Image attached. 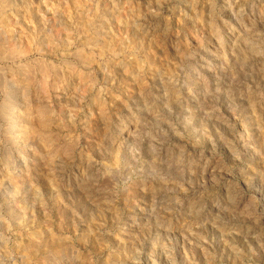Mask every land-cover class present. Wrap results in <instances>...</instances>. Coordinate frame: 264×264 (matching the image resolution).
Listing matches in <instances>:
<instances>
[{"label":"rangeland","instance_id":"obj_1","mask_svg":"<svg viewBox=\"0 0 264 264\" xmlns=\"http://www.w3.org/2000/svg\"><path fill=\"white\" fill-rule=\"evenodd\" d=\"M0 14V42L22 49L1 81L58 73L47 93L8 89L7 111L49 110L18 141L0 86V264H264V0H0Z\"/></svg>","mask_w":264,"mask_h":264},{"label":"bare ground","instance_id":"obj_2","mask_svg":"<svg viewBox=\"0 0 264 264\" xmlns=\"http://www.w3.org/2000/svg\"><path fill=\"white\" fill-rule=\"evenodd\" d=\"M77 2V1H76ZM28 13V12H27ZM1 15V14H0ZM32 17H34V16H32ZM35 19V18H34ZM78 20V19H77ZM84 24V23H83ZM36 27H37V25H36ZM30 33V32H29ZM33 33V32H32ZM47 34V33H46ZM20 35V34H19ZM34 36V35H33ZM43 36V35H42ZM51 38H53V35H52V37H51V35H50V37H47V38H44L45 39V41H49V40H51ZM43 39V40H44ZM0 40H1V38H0ZM8 41V40H7ZM66 41V40H65ZM3 41H1L0 43H2ZM10 42V41H9ZM12 42V41H11ZM14 42V43H13ZM13 42L10 44V45H6L4 42V45L2 46L1 44H0V60H9V61H14L16 58H17V55H18V53L22 50L21 49V47L17 44V42H19V41H17V42H15L14 40H13ZM106 42V41H105ZM2 43V44H3ZM17 45H16V44ZM20 43V42H19ZM45 43V42H44ZM97 43V42H96ZM39 44V43H38ZM43 45V42H41L40 43V45ZM47 44H48V42H47ZM47 44H45V45H47ZM41 45V46H42ZM44 45V46H45ZM2 46V47H1ZM55 46V45H54ZM103 46V45H102ZM58 47H56V48H53L54 49V51L57 49ZM45 49V48H44ZM51 51H53V50H51ZM22 53V52H21ZM23 54V53H22ZM25 54V53H24ZM20 55V54H19ZM22 56V55H21ZM78 56H79V59H80V61H81V63H89V60L87 59V57H85V55L83 54V53H79L78 54ZM20 57V56H19ZM76 57V56H75ZM66 59V58H65ZM18 60V59H17ZM25 67H26V69H25ZM71 67V66H70ZM32 68V67H31ZM30 68V66H27V65H25V66H19V71H23V72H21L19 75L20 76H18L16 79H12V81H10V82H7V81H1V79H0V86L1 87H3V89H5V91H6V95H5V99H4V102H3V104H2V115H3V117L5 118V119H8V120H12V121H15V123H17L18 124V122H20L21 120L20 119H22V123L24 122L25 124H26V127H24V128H21L20 130H21V133L20 134H17L18 136H16V138L14 139V140H20V137L21 138H23V137H29V135L30 136H33V135H35V133L37 132V130H39V129H46V126H47V124L49 123L48 122V115H47V113H48V111H47V108H45V106L44 105H41V104H38V105H35L36 106V118H38V119H36L37 120V122L39 121V125H37L38 126V128H36L37 126L35 125H28L29 123H33L34 121H36L35 119H34V116H35V114H33V113H31L30 111H25V113H23L22 115L20 114V113H18L17 111H16V109H14L13 110V112H12V109H11V112L10 111H7L8 109H7V106L9 105V102L11 101V99H10V97H11V92H8V89L9 88H13V87H18V86H23V89L25 88V89H30V87H31V89L32 88H34L35 90H36V92L37 93H39L38 91L40 90H44L45 88V86H47V83H46V77L48 76L47 74H48V72H54V73H57L56 72V70H53V68L52 67H50V65L49 64H47V63H43V64H41L40 65V68H39V71H40V74H39V72L37 73V72H33V68L31 69ZM70 70V69H69ZM73 70H74V67H73ZM76 70V69H75ZM36 71V70H35ZM58 74V73H57ZM82 74V73H81ZM63 75V74H62ZM91 75V74H90ZM61 77V76H60ZM63 77V76H62ZM83 80H85V79H83ZM91 81V80H90ZM91 83V82H90ZM15 89V88H14ZM25 89H24V92H25ZM48 89V88H47ZM10 90V89H9ZM11 91V90H10ZM14 91H16V90H14ZM30 91V90H29ZM44 93H47V92H45V91H43ZM42 93V92H41ZM18 94V93H17ZM21 94V93H20ZM26 95V94H25ZM19 96V95H18ZM15 98H17V97H15ZM37 104V103H36ZM15 107H19V110L22 108V103H20V102H18L17 101V103H16V105H15ZM9 109V110H10ZM18 109V108H17ZM50 113V112H49ZM21 115V116H20ZM49 119H50V117H49ZM21 124V123H20ZM37 124V123H36ZM45 131V130H44ZM43 131V132H44ZM39 132H41V131H39ZM38 132V133H39ZM42 132V133H43ZM41 133V134H42ZM45 135V134H44ZM36 137V136H35ZM48 137V136H47ZM46 136H43V139H44V141H50V140H48V138H47ZM42 138V137H41ZM40 138V139H41ZM42 139V140H43ZM48 142H46V143H48ZM50 160H51V158H50ZM51 239V238H50ZM49 239V240H50ZM58 241V240H57ZM51 242V241H50ZM49 242V243H50ZM49 243H47V244H49ZM58 243V242H57ZM45 247V246H44ZM48 247H49V245H48ZM41 248H42V245L40 244V243H38V242H33L31 245H28L27 247H26V250L27 251H29V253H32V254H34V253H36V252H40V250H41ZM46 248V247H45ZM50 248V247H49ZM48 248V249H49ZM59 248V247H58ZM25 250V251H26ZM50 250V249H49ZM45 251V250H44ZM57 251V250H56ZM28 252H27V255L29 254ZM57 255V254H56ZM28 256H30V255H28ZM31 257V256H30Z\"/></svg>","mask_w":264,"mask_h":264}]
</instances>
